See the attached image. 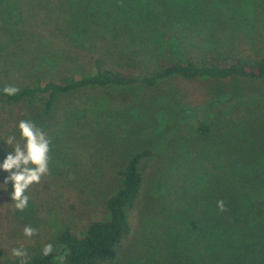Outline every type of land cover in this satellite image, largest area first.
<instances>
[{
	"label": "trees",
	"instance_id": "1",
	"mask_svg": "<svg viewBox=\"0 0 264 264\" xmlns=\"http://www.w3.org/2000/svg\"><path fill=\"white\" fill-rule=\"evenodd\" d=\"M234 79L264 81V0H0V116L12 124L0 129V163L23 147L19 121L33 122L49 140L70 126L72 112L56 116L70 95L175 82L191 111L209 101L204 84ZM8 86L18 89L15 95L3 92ZM192 130L202 140L213 134L207 121ZM9 136L15 140L8 146ZM258 144L243 139L236 152L221 141L201 145L197 160L207 164L202 170L194 158L183 161L189 169L180 185L161 188L154 239L144 236L145 242L136 217L154 152L135 151L113 174L104 219L82 236L62 226L52 243L40 232L6 241L0 264H59L55 247L63 264H135L138 249L144 254L136 264H264V145ZM9 175L0 170V185ZM12 191L9 180L0 201ZM54 191L42 176L26 190L28 206L18 214L31 213ZM47 244L53 252L44 256ZM14 248L26 255L14 257Z\"/></svg>",
	"mask_w": 264,
	"mask_h": 264
},
{
	"label": "rangeland",
	"instance_id": "2",
	"mask_svg": "<svg viewBox=\"0 0 264 264\" xmlns=\"http://www.w3.org/2000/svg\"><path fill=\"white\" fill-rule=\"evenodd\" d=\"M168 84L155 89L85 90L61 99L56 116L68 110L73 117L68 119L70 126L49 140V171L44 178L55 191L33 203L35 210L25 215L14 209L8 193L0 201V245L29 238L23 234L26 226L40 232L45 243H52L65 225L82 236L91 222L106 217L105 200L116 187L113 174L131 153L146 148L154 152V160L147 172L143 210L137 212V232L142 242L154 239V205L163 200L161 188L180 185L181 173L189 169L183 161L194 158L199 168L207 164L205 157L197 160L201 145L207 148L221 141L233 152L243 139L264 145V81L204 84L209 101L191 111L181 105L178 84ZM97 120L102 121L99 127ZM206 121L212 137L195 138L192 129ZM11 126L0 116L2 132ZM143 254L144 249L137 250V261ZM55 255L56 260L63 256L61 248L55 247Z\"/></svg>",
	"mask_w": 264,
	"mask_h": 264
},
{
	"label": "clouds",
	"instance_id": "3",
	"mask_svg": "<svg viewBox=\"0 0 264 264\" xmlns=\"http://www.w3.org/2000/svg\"><path fill=\"white\" fill-rule=\"evenodd\" d=\"M18 91L15 87H5L3 92L12 96ZM20 138L24 141L23 147L16 145L12 148L14 154H8L4 161L0 163V170L10 172V175L5 180L12 182L13 191L11 193V201L15 210L23 211L28 206L29 197L25 195L26 190L32 185L39 183L41 177L48 174L49 168V152L50 141L46 137L43 130L37 128L35 124L28 120H21L17 125ZM15 137L9 136L4 141L8 146L12 145ZM14 170V171H13ZM219 210H224L223 201L217 202ZM23 234L26 237H31L35 234V230L31 226H26L23 229ZM53 252V246L47 244L42 249V255L48 256ZM14 257H24L26 253L21 248L12 249L11 253ZM57 260L63 264L64 257L58 256ZM23 264V261H22Z\"/></svg>",
	"mask_w": 264,
	"mask_h": 264
}]
</instances>
